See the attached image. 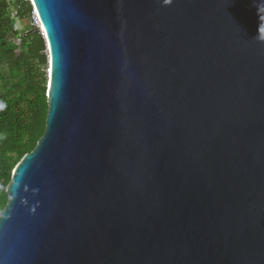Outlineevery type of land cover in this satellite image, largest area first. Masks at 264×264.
<instances>
[{"label": "water", "instance_id": "95a60500", "mask_svg": "<svg viewBox=\"0 0 264 264\" xmlns=\"http://www.w3.org/2000/svg\"><path fill=\"white\" fill-rule=\"evenodd\" d=\"M29 1L47 112L0 264H264V0Z\"/></svg>", "mask_w": 264, "mask_h": 264}, {"label": "trees", "instance_id": "16d2710c", "mask_svg": "<svg viewBox=\"0 0 264 264\" xmlns=\"http://www.w3.org/2000/svg\"><path fill=\"white\" fill-rule=\"evenodd\" d=\"M31 13L29 1L0 0V212L14 167L45 129L47 55Z\"/></svg>", "mask_w": 264, "mask_h": 264}, {"label": "built area", "instance_id": "2783aa9c", "mask_svg": "<svg viewBox=\"0 0 264 264\" xmlns=\"http://www.w3.org/2000/svg\"><path fill=\"white\" fill-rule=\"evenodd\" d=\"M23 1H29V0H23ZM30 25H31V27H34L35 29H38V31L42 35V30L38 27L39 26V20H38L36 14L33 11L31 13Z\"/></svg>", "mask_w": 264, "mask_h": 264}, {"label": "rangeland", "instance_id": "374dc122", "mask_svg": "<svg viewBox=\"0 0 264 264\" xmlns=\"http://www.w3.org/2000/svg\"><path fill=\"white\" fill-rule=\"evenodd\" d=\"M30 2V1H29ZM30 4H31V2H30ZM32 11H33V6H32ZM24 26L25 25H23V24H20V23H16V26H15V29H18V30H22L23 28H24ZM17 43V42H16ZM46 71L47 70H45V82H47V74H46ZM0 85H1V80H0Z\"/></svg>", "mask_w": 264, "mask_h": 264}, {"label": "bare ground", "instance_id": "6f19581e", "mask_svg": "<svg viewBox=\"0 0 264 264\" xmlns=\"http://www.w3.org/2000/svg\"><path fill=\"white\" fill-rule=\"evenodd\" d=\"M39 28H40V24H39V26H38Z\"/></svg>", "mask_w": 264, "mask_h": 264}, {"label": "clouds", "instance_id": "9594fccd", "mask_svg": "<svg viewBox=\"0 0 264 264\" xmlns=\"http://www.w3.org/2000/svg\"><path fill=\"white\" fill-rule=\"evenodd\" d=\"M43 37V36H42Z\"/></svg>", "mask_w": 264, "mask_h": 264}]
</instances>
